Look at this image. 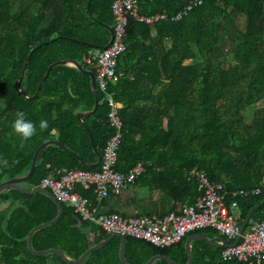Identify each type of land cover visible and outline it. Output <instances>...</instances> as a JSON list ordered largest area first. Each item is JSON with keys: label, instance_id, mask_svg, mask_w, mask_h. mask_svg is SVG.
I'll list each match as a JSON object with an SVG mask.
<instances>
[{"label": "trees", "instance_id": "16d2710c", "mask_svg": "<svg viewBox=\"0 0 264 264\" xmlns=\"http://www.w3.org/2000/svg\"><path fill=\"white\" fill-rule=\"evenodd\" d=\"M114 1L0 0V157L9 165H0V184L28 174L37 148L50 140L59 141L78 157L61 145L45 146L33 174L21 185L39 188L44 177L61 168L100 169L86 168L80 161L98 162L97 153H103L113 134L107 121L110 107L102 103L99 88L102 104L97 112L84 117V122L77 116L95 107L91 76L74 65L60 64L38 87L56 61L72 60L96 72L95 64L86 59L113 35ZM136 8L146 17L186 14L180 21L160 20L152 25L129 18L126 51L117 68L122 78L109 87L123 105L117 170L128 173L143 163L145 172L135 183L150 177L152 187L171 198L179 214L203 195L199 184L189 179L196 169L215 185L224 186L227 205L233 211L234 203L239 204L243 225L249 212L264 202V0H137ZM35 48L21 84L27 97L16 84ZM17 111L37 126L30 140L22 142L12 131ZM42 119L49 123L43 132L39 130ZM75 190L92 209L116 195L100 200L93 188L78 185ZM59 202L63 214L33 234L35 250L60 249L78 260L110 237L98 224L84 221L75 208ZM58 212V203L47 193H25L14 187L2 191L0 264H75L54 253L36 255L28 245L31 229ZM263 218L264 207L247 231ZM194 234H207L217 244L231 242L212 228ZM125 237L129 264H147L158 255L189 264L190 236L167 248ZM217 244L194 241L193 264H264L256 258L225 260L226 248ZM121 248V240L114 238L83 264H125Z\"/></svg>", "mask_w": 264, "mask_h": 264}, {"label": "built area", "instance_id": "2783aa9c", "mask_svg": "<svg viewBox=\"0 0 264 264\" xmlns=\"http://www.w3.org/2000/svg\"><path fill=\"white\" fill-rule=\"evenodd\" d=\"M136 5L137 0L113 2L115 24L112 39L107 47L93 52L86 59L88 63L95 64L97 84L106 94V103L110 107L107 121L113 135L101 154L100 169L90 171L61 168L57 171V175L49 174L44 177L41 187L50 189L59 201L75 208L84 221L98 224L110 236H131L167 248L183 242L198 231L212 228L232 242L223 252L225 260L248 261L256 258L262 263L264 262V218L250 231L245 232L240 244L232 246L242 232L240 217L229 209L227 196L223 193L224 186L215 185L196 169L190 171L189 179L199 184L203 195L195 204L186 206L181 213H172L166 217L126 218L119 214H98L97 209L90 208L88 200L75 190L78 185L86 189L93 188L100 200L109 197L110 194L121 195L144 171L143 163H139L128 173L117 170L118 153L123 141V121L119 115L121 105L109 92V87L118 79L117 68L120 56L126 51L125 38L130 17L152 25L160 20L180 21L186 13L171 17L166 13L146 17L138 13ZM191 8L188 7L187 11ZM234 206L239 207V204L234 203ZM221 244L228 243L223 241Z\"/></svg>", "mask_w": 264, "mask_h": 264}, {"label": "water", "instance_id": "95a60500", "mask_svg": "<svg viewBox=\"0 0 264 264\" xmlns=\"http://www.w3.org/2000/svg\"><path fill=\"white\" fill-rule=\"evenodd\" d=\"M150 1V0H148ZM111 33L113 34V29H110ZM72 40H76V41H81L79 39H76V38H71ZM84 43H87L89 45H92V46H96L95 44L93 43H90V42H85V41H82ZM109 45V43H107L106 45L103 46V48L107 47ZM36 50L33 49L31 51V53L28 55L27 59H26V62L24 64V67H23V70H22V74L16 84V88L18 90L19 93L27 96V97H30V95L27 93V91H25L24 89L21 88V84H22V80L24 78V75H25V72H26V69H27V65L28 63L30 62L31 58H32V55L34 53V51ZM60 64H74L76 67H78L79 69L81 70H84L85 72H87L88 74L91 75L92 77V87L94 89V94H95V107H94V110L93 111H88V112H78L77 113V116L80 120L83 121V117L87 116V115H93L94 113L97 112L98 108H99V99H98V95H97V84H96V78H95V73L91 70H86L85 68H83V66L81 64H79L78 62H75V61H70V60H61V61H56L54 63H52L45 76L43 77L41 83L39 84V89L42 88V85L43 83L47 80L48 78V75L50 73V71L52 70V68L56 65H60ZM38 93H36L34 96H37ZM86 130L88 132L89 131V128L86 127ZM55 132V130H54ZM92 142H93V139H92ZM50 144H58V145H61L62 147H64L65 149H67L68 151H70L73 155L77 156L76 153L72 152L71 150H69L65 145L61 144L59 141L57 140H50V141H47L45 143H43L41 146H39L35 152V155H34V158H33V162H32V165H31V168H30V171L28 174L24 175V176H20V177H15V178H11L9 180H6L4 181L3 183L0 184V193L8 188H11V187H14V188H17V189H20L21 191L25 192V193H32V192H35V191H40V192H44V193H47L50 197H52L59 205V212H58V215L47 221V222H44V223H41L37 226H35L34 228L31 229V231L29 232V235H28V245H29V248L32 250V252L36 255H49V254H57L59 255L62 259H64L65 261L67 262H70V263H75V264H83L85 262V260L87 259V257L92 253V252H95V251H98L100 250L102 247H104L105 245H107L112 239L114 238H119L121 240V245H122V248H121V258L123 260V262L125 264H129V262L127 261L126 259V255H125V251H126V246H127V241H126V237L125 236H121V235H112L110 236L109 238H107L106 240H104L102 243L90 248L89 250H87L80 259L78 260H73V259H70L69 257H67L65 255V253L60 250V249H44V250H35L34 247H33V244H32V237H33V234L56 222L57 220L59 221V219L61 218L62 214H63V208H62V204L59 202V200L53 195V193L47 189V188H44V187H39V188H36V189H29L23 185H21V182L24 181L25 179L29 178L33 172H34V169H35V166H36V163H37V159H38V156H39V153L41 151V149L45 146H48ZM93 146H94V143H93ZM98 154V162H96L95 164H87L85 161H83L82 159H80V161L82 162V164L84 165V167L86 168H97L99 165H100V162H101V158H102V155L101 153H97ZM78 157V156H77ZM264 207V202H262L261 204H259L258 206H256L255 208H253L249 214H248V217L247 219L245 220L243 226H242V232H241V235L240 237H238V239L234 242V244H232V246H237L238 244H240V242L242 241V237L243 235L245 234V232L247 231L251 221H252V218L253 216L257 213V211H259L261 208ZM196 240H203V241H207V242H211V243H214V244H217L216 242L212 241L209 236L207 234H194V235H191L188 240H187V247H188V250H189V253H190V261H189V264H193V261H194V252H193V242L196 241ZM221 247H228L229 244L227 245H222V244H217ZM158 260H166L168 261L170 264H178L176 263L173 259H171L170 257L168 256H165V255H158L156 257H154L152 260H150L147 264H155Z\"/></svg>", "mask_w": 264, "mask_h": 264}, {"label": "crops", "instance_id": "0c3cea01", "mask_svg": "<svg viewBox=\"0 0 264 264\" xmlns=\"http://www.w3.org/2000/svg\"><path fill=\"white\" fill-rule=\"evenodd\" d=\"M112 10H113V8H112ZM111 39H112V36H111L108 43H110ZM70 65H74V64H70ZM95 70H96V68H95ZM82 71H84V70H82ZM117 76H118V79L115 81V83L113 85H116L118 83L119 78L120 79L122 78V74L121 75L117 74ZM95 78H96V72H95ZM96 84H97V81H96ZM98 88H99V85L97 84L96 89H98ZM92 89H93V87H92ZM99 90H100V88H99ZM93 92H94V89H93ZM102 94L104 95V99H103L102 103L107 104L106 103V94L103 92H102ZM97 95H98V92H97ZM95 101H96V99H95ZM102 103L99 102V106ZM119 104L121 105V108H122L123 105L121 103H119ZM80 112H88V111H80ZM82 122H84V120ZM48 166H50V164ZM98 167H100V165ZM144 172H145V167H144V171L141 174H143ZM53 175H57V173L53 174ZM175 207H176V203L171 198H169L160 189H155L154 187H152L151 182H150V177H149V180L147 178L146 179H140V181H138L137 183L132 185L126 192H124L121 195L111 196L106 200V202H102V201L100 202L99 201V203H98L99 210L97 207H93V208L97 209L98 214H119V215H122L125 217H133V216L166 217L172 213H177L174 211ZM234 209H239V207L233 206V211L231 209L230 210L234 213ZM238 217H240V214Z\"/></svg>", "mask_w": 264, "mask_h": 264}, {"label": "clouds", "instance_id": "9594fccd", "mask_svg": "<svg viewBox=\"0 0 264 264\" xmlns=\"http://www.w3.org/2000/svg\"><path fill=\"white\" fill-rule=\"evenodd\" d=\"M12 131L18 135L22 142L30 140L34 135L37 134V126L31 120L25 118V113L23 111H17L15 114V119L12 122ZM49 128V123L47 120L42 119L39 122V130L41 132L47 130ZM23 143L21 144V147ZM0 165L7 168L8 160L6 158L0 157Z\"/></svg>", "mask_w": 264, "mask_h": 264}, {"label": "rangeland", "instance_id": "374dc122", "mask_svg": "<svg viewBox=\"0 0 264 264\" xmlns=\"http://www.w3.org/2000/svg\"><path fill=\"white\" fill-rule=\"evenodd\" d=\"M234 213H235V215H238L239 216L240 210L239 209H234Z\"/></svg>", "mask_w": 264, "mask_h": 264}]
</instances>
